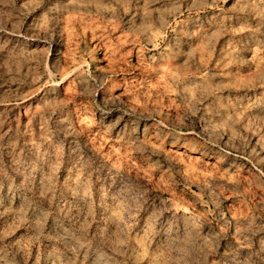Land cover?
I'll list each match as a JSON object with an SVG mask.
<instances>
[{
  "label": "rangeland",
  "instance_id": "1",
  "mask_svg": "<svg viewBox=\"0 0 264 264\" xmlns=\"http://www.w3.org/2000/svg\"><path fill=\"white\" fill-rule=\"evenodd\" d=\"M0 264H264V0H0Z\"/></svg>",
  "mask_w": 264,
  "mask_h": 264
}]
</instances>
